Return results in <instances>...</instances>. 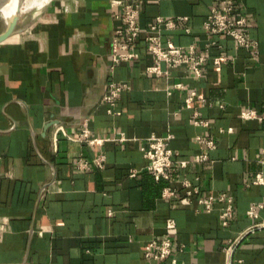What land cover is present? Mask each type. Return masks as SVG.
Here are the masks:
<instances>
[{
    "label": "crops",
    "instance_id": "0c3cea01",
    "mask_svg": "<svg viewBox=\"0 0 264 264\" xmlns=\"http://www.w3.org/2000/svg\"><path fill=\"white\" fill-rule=\"evenodd\" d=\"M125 1L49 0L0 42V264H173L144 256L163 237L175 264H264V205L248 214L264 203V0L236 2L255 49L205 27L222 0L142 3V27L176 18L163 39L208 56L201 76L185 64L147 72L145 32L138 57L114 62ZM218 55L228 59L215 64ZM111 82L127 84L114 105L103 100ZM85 120L102 143L70 138ZM153 135L175 152L167 179L147 169ZM184 180L197 192L188 195ZM167 186L176 196L163 195ZM210 197L207 210L199 200Z\"/></svg>",
    "mask_w": 264,
    "mask_h": 264
},
{
    "label": "built area",
    "instance_id": "2783aa9c",
    "mask_svg": "<svg viewBox=\"0 0 264 264\" xmlns=\"http://www.w3.org/2000/svg\"><path fill=\"white\" fill-rule=\"evenodd\" d=\"M145 0H126L122 4V11L117 13V17L123 22V27L116 30V36L113 40V61L118 63L120 61H128L132 58L138 57V53L133 47L141 35L145 32V38L148 44V51L153 56L154 62L147 67V72L154 74L168 73L163 70L162 63H166L170 68H174L178 65L185 64L188 66L191 73L196 76L202 75V67L208 56L206 54L197 53L195 46L190 45L187 48L176 46L170 39L164 40L162 36V30L173 29L177 25V19L173 17L157 16L155 20L142 27L138 21V17L141 10V5ZM237 0H222L220 6H213L209 15L205 20V27L215 34H221L226 36H232L235 38L239 46L255 49L257 43L250 39L246 33L245 27L248 18L244 14L235 15ZM124 35L126 42L124 44L119 43V37ZM213 43H216L215 41ZM208 46V45H206ZM207 49V47H206ZM228 59L225 55H218L214 57V63L220 64ZM127 86L126 83L111 82L109 84V90L104 95L103 100L111 105L115 104V101L120 92ZM177 86L181 87L179 83ZM194 92L188 97L190 101L193 97ZM245 117L254 116V111L247 110L243 111ZM70 138L86 141L90 144L102 143L103 139L92 136L89 128L87 127V121H84V127L78 135H72ZM118 139H125L124 135H120ZM212 142L210 141L209 144ZM145 156L148 158L149 163L147 169L156 178L169 177V169L176 162L175 152L171 149L164 137L151 136L148 139V146L144 148ZM206 159L205 155H197L196 161H202ZM103 157H99L97 162L102 165ZM182 166L187 164V161L180 162ZM81 166H87L84 163ZM132 176L136 175V171L133 170ZM263 178L259 174L257 175V182H262ZM183 185L188 188L187 194L197 192V189L192 187L191 183L187 180L183 181ZM177 189L167 186L164 188L163 195L165 197L176 196ZM226 195H220V199H224ZM204 205L205 209H212L213 198H202L199 200ZM264 203H258L252 205L248 214L252 217H258L257 209L262 207ZM232 200L228 199V205L221 214V221L224 225L228 224L229 219L232 217ZM175 221L173 219L167 220V228L172 229L175 227ZM261 223H254L250 226V230L260 226ZM235 242V241H234ZM234 242H232L228 250L231 249ZM144 256L150 261H162L167 258L171 259L173 264L176 263V258L173 256V241L169 237H163L160 239H151L144 246Z\"/></svg>",
    "mask_w": 264,
    "mask_h": 264
},
{
    "label": "bare ground",
    "instance_id": "6f19581e",
    "mask_svg": "<svg viewBox=\"0 0 264 264\" xmlns=\"http://www.w3.org/2000/svg\"><path fill=\"white\" fill-rule=\"evenodd\" d=\"M49 0H24L21 3L20 0H2L0 2V24H2V30L7 28L16 14L26 13L30 11L36 5H44Z\"/></svg>",
    "mask_w": 264,
    "mask_h": 264
},
{
    "label": "water",
    "instance_id": "95a60500",
    "mask_svg": "<svg viewBox=\"0 0 264 264\" xmlns=\"http://www.w3.org/2000/svg\"><path fill=\"white\" fill-rule=\"evenodd\" d=\"M2 0H0L1 2ZM20 12H18L16 14V16L14 17V19L12 20L11 24L0 31V42L7 39L8 37H10L11 35H13L15 32L19 31V20H20Z\"/></svg>",
    "mask_w": 264,
    "mask_h": 264
},
{
    "label": "rangeland",
    "instance_id": "374dc122",
    "mask_svg": "<svg viewBox=\"0 0 264 264\" xmlns=\"http://www.w3.org/2000/svg\"><path fill=\"white\" fill-rule=\"evenodd\" d=\"M21 1V3H23V1L24 0H20ZM45 6V5H44ZM43 6V7H44ZM41 7V5H36L35 6V8L33 7L30 11H28V12H26V13H23V14H21V18H20V21L23 23L29 16L28 15H30L29 13H31V12H34L36 9H38V8H40ZM2 30V24H0V31Z\"/></svg>",
    "mask_w": 264,
    "mask_h": 264
}]
</instances>
